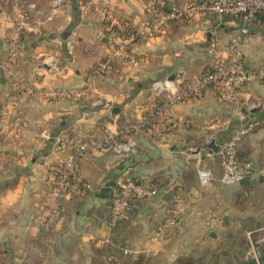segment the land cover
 I'll return each instance as SVG.
<instances>
[{"label": "crops", "instance_id": "crops-1", "mask_svg": "<svg viewBox=\"0 0 264 264\" xmlns=\"http://www.w3.org/2000/svg\"><path fill=\"white\" fill-rule=\"evenodd\" d=\"M53 1L0 0V119L14 118L24 124L18 140L0 141V264L104 262L103 254H99L102 245L113 246L119 254L127 248L131 253L123 255L144 254L158 259V264H174L178 257L192 256L194 247L217 244L230 229V217L238 211L237 194L247 198L264 181L231 187L218 181L221 159L217 146L230 138L238 121L235 111L219 100L212 87L200 98L172 105V121L159 133L135 135L138 153L130 159L97 151L85 154L79 169L91 190L69 194L63 201L61 217L50 231L40 233L34 221L43 214L50 186L53 136L65 133L75 144L79 139H99L105 133H114L125 120L139 119L155 102L150 83L170 77L190 80L209 70L213 61L210 47L224 46L218 38L224 32L229 38L233 36L237 19L176 22L157 37L135 43L131 48L135 61L114 65L94 82L84 100L33 98L13 111L11 100L20 78L42 89L84 87L90 71L116 42L94 8L113 12L137 27L148 17L145 6L157 3L180 7L185 2L59 0L60 6L53 14ZM20 13L26 18L22 55L15 69L4 71L7 44ZM254 23L263 24L264 20ZM254 30L250 29L247 36L251 41L243 52L253 69L264 71V47L253 43L257 36ZM257 46L260 49L255 55ZM50 60L52 71L47 72L45 63ZM239 102L242 109L261 103V108L255 110L261 124L240 141L237 153L240 160L249 161L255 169H264V84L242 88ZM83 112L88 118L80 120ZM195 144L201 146L203 163L214 173V181L205 188L199 186L193 165L181 155L183 149ZM60 155L65 158L68 151ZM125 175L155 183L157 193L136 201L124 219L108 229L100 220L112 189ZM175 186L186 192L181 218L169 237L154 239V230L167 213L166 194ZM250 217L259 218V212H252ZM258 222L254 228L264 226V217Z\"/></svg>", "mask_w": 264, "mask_h": 264}, {"label": "built area", "instance_id": "built-area-1", "mask_svg": "<svg viewBox=\"0 0 264 264\" xmlns=\"http://www.w3.org/2000/svg\"><path fill=\"white\" fill-rule=\"evenodd\" d=\"M59 6L60 1L54 0L51 12L55 14ZM93 11L106 24L107 30L112 33V38L116 39V42L107 55L90 71L84 87L63 90L42 89L27 82L26 78H20L17 93L11 100L13 111L33 98L45 101L84 100L93 88L94 82L111 70L114 65H128L135 61L131 48L138 40L155 38L172 23L190 18L232 17L237 19V28L210 70L190 80L174 78L153 80L149 89L155 102L150 110L139 119L125 120L114 133H105L99 139H79L75 144L65 133H58L52 137L51 152L55 156L54 161L49 165L50 186L43 214L34 221L40 233L50 231L54 222L61 217L63 201L69 194H80L91 190L90 184L83 179L79 170V162L85 154L97 151L111 153L120 159L135 156L138 153V142L135 135L159 133L172 121L170 110L172 105L192 98H200L210 87L215 89L219 100L226 107L236 109L238 112V125L230 138L217 146L221 159V174L218 181L223 186L231 187L243 183L255 174L264 180V169H255L249 161L240 160L237 153L240 141L253 133L260 125L259 120L247 114L252 109H239L238 104L241 87L255 81L264 83V73L250 71L241 62L240 55L249 26L257 13L264 12V0H185L180 7L156 3L144 7L148 17L145 21H140L137 27L113 12L98 8H94ZM25 23L26 18L20 13L7 44V64L3 68L4 71L10 72L19 64L24 47L22 36ZM45 65L47 67L45 70L51 72L52 60ZM100 105L101 103L98 102L97 106ZM87 118V112H83L80 116V120ZM23 129L24 124L17 119H0V141L7 138L13 141L18 140L23 134ZM65 151H68L67 157H61L60 154ZM202 154L203 151L200 148L188 147L181 151L185 161L193 165L199 186L205 188L214 181V173L203 163ZM156 187V185L138 181L127 175L122 176L117 186L112 189L105 215L100 222L108 229L115 228L136 201L152 198L157 193ZM185 196L182 192L175 194L172 204L167 208L166 216L154 230V239H165L172 233L181 218ZM244 238L246 246L241 256L242 261L249 264H264V226L246 231ZM122 253L130 254L131 252L123 248Z\"/></svg>", "mask_w": 264, "mask_h": 264}, {"label": "rangeland", "instance_id": "rangeland-1", "mask_svg": "<svg viewBox=\"0 0 264 264\" xmlns=\"http://www.w3.org/2000/svg\"><path fill=\"white\" fill-rule=\"evenodd\" d=\"M221 18L222 19H224V18L228 19V18H232V17H221ZM191 19H194V18H190L187 20H191ZM197 19H199V18H197ZM205 19H216V17H209V18H205ZM178 22H181V21H178ZM172 24H174V23H172ZM254 25H255V23H252L249 26L248 34H249L250 29H252V28L255 29L254 30L255 35L257 34V36H256V42L254 41L253 43H258V45L262 44L264 47V23L263 24H260V23L256 24V26H254ZM258 31H260V33H256ZM223 34H225V35H223V37H221V38H218L217 42L221 43V44L224 43V46L218 47V48L215 46L210 47L213 49L212 50L213 61H212L211 68L213 67V64L215 63L219 53H221L224 50V48L227 46L229 40L232 37V35H231V37L229 38V35L226 32H224ZM141 40H147V39H140L138 41H141ZM250 41H251V39L249 40L248 36L244 37V41H243V44L241 46V51H240L241 62H243V64H245V66L248 69H250V71L257 72V73L258 72L264 73V71L253 69L251 64L248 63L247 58L243 52L244 46H247ZM259 49H260V47L257 46L256 50L253 51V54L258 55ZM253 83H263V82L255 81ZM253 83L246 85V86H243V87H241V89L244 87H248V86L252 85ZM246 107L252 109L249 111L259 110L261 108V103L257 102V103H254V105H248ZM246 107L243 109L246 110ZM227 108L232 110V111H235V114L237 117L238 112L236 109H232L229 107H227ZM238 108L242 109L240 106V102L238 104ZM259 121L261 124V120H259ZM259 126H258V128H259ZM253 133H251V134H253ZM10 140L13 141L12 139H10ZM190 147L196 148V149L201 148V146L199 144L191 145ZM254 190L255 191H252L251 194L247 198L244 197L243 193L237 194L236 198L239 199L238 200L239 202H237L236 207H237L238 211L236 212V214L233 217H230V229L221 235L218 243L214 244V245L205 246V247L204 246L203 247H198V246L194 247V249H192V252H190L191 253L190 255H192L193 257H196V258L199 257L202 261V264H245L241 259L242 253H243L245 246H246L244 234L246 231H251V230H255V229L259 228V226L257 228H254V227L257 226L256 223H259L258 221L262 218V216L264 217V184H259L257 186V188ZM243 205H245V206L243 207ZM245 207H246V209H245ZM252 212H259V218L257 217V218L252 219V217H250V214ZM261 225H263V223ZM129 256H131V255H129ZM129 256L124 257V255L121 256L117 252L113 253V251H110L108 253L104 252L102 255V257H104L103 258L104 260H106V257H108L107 258L108 260L109 259L113 260L118 264L128 263L129 262ZM150 259L152 260V263L158 264V262H157L158 259H156V258H154V259L150 258Z\"/></svg>", "mask_w": 264, "mask_h": 264}, {"label": "trees", "instance_id": "trees-1", "mask_svg": "<svg viewBox=\"0 0 264 264\" xmlns=\"http://www.w3.org/2000/svg\"><path fill=\"white\" fill-rule=\"evenodd\" d=\"M259 19L264 20V12L257 13L255 16V19L252 23H254L255 21L257 22ZM247 114L252 118H256L257 120H261L260 115H258V112L255 110L249 111V112H247ZM130 158L131 157H128L126 159H130ZM150 183H152L153 185H156L153 182H150ZM178 192H182L184 194L186 193L185 189L181 186H175L169 192H167L166 198H167L168 207L172 204V199L175 196V194H177ZM110 251H113V253L117 252L119 254L118 250L116 248H114L113 246H110V245H102V247L100 248L99 254L101 255L104 252L108 253ZM119 255L123 256V254H119ZM125 256H127V255H124V257ZM107 258L108 257H106V260L104 262H101V261L98 262L97 260H93L92 264H116L112 261H109ZM125 264H154V263H152V260L149 257H146L144 254H139L136 256H129V262L125 263ZM174 264H202V261L199 257L196 258L193 256H182V257H178L175 260ZM245 264H249V263H245Z\"/></svg>", "mask_w": 264, "mask_h": 264}, {"label": "water", "instance_id": "water-1", "mask_svg": "<svg viewBox=\"0 0 264 264\" xmlns=\"http://www.w3.org/2000/svg\"><path fill=\"white\" fill-rule=\"evenodd\" d=\"M169 79H173V77H170ZM116 111H117V109H114V110H113V112H116ZM208 145H210V142L208 143ZM254 181H263V179L259 178V176H258L257 174H255V175H253V176L247 178V179L244 181V183H245V182H247V183H252V182H254Z\"/></svg>", "mask_w": 264, "mask_h": 264}]
</instances>
